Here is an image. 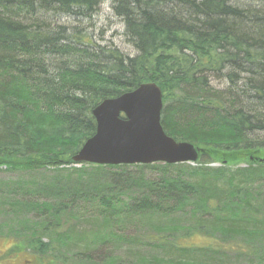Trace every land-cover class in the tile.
Here are the masks:
<instances>
[{"label": "trees", "instance_id": "trees-1", "mask_svg": "<svg viewBox=\"0 0 264 264\" xmlns=\"http://www.w3.org/2000/svg\"><path fill=\"white\" fill-rule=\"evenodd\" d=\"M12 1L0 0V166L76 165L72 156L96 129L92 109L150 81L162 91L164 132L202 149L196 166L181 171L188 163H80L78 169H63L41 188L42 201H1L43 217L26 221V227L19 224L16 240L26 242L45 264H65L62 252H73L86 264H126L125 256L136 255V264H264V43L259 42L264 8L242 0H136L138 11L132 8L131 14L117 0L129 16L125 34L135 55L100 46L86 35L75 37L76 44L56 45L46 61L35 62L30 39L45 19L11 16ZM60 1L65 10L73 4ZM216 161L247 166L226 167L223 177L208 165ZM130 167L158 173L143 180L146 194L130 195L121 187L132 179L117 169ZM162 193L172 197L162 201L167 211L175 202L188 205L193 223L181 227L177 221L178 228H172L164 218L144 215L163 211L156 203ZM236 201L242 204L238 209ZM93 204L97 216L83 218L82 227L77 208ZM131 211L157 224L156 232L144 236L161 249L155 256L142 257L134 245L143 235L128 232L126 225L134 222L119 221ZM111 221L114 227L105 229ZM164 221L168 224L161 225ZM111 236L127 245L122 256L111 249L97 260V247Z\"/></svg>", "mask_w": 264, "mask_h": 264}, {"label": "rangeland", "instance_id": "rangeland-1", "mask_svg": "<svg viewBox=\"0 0 264 264\" xmlns=\"http://www.w3.org/2000/svg\"><path fill=\"white\" fill-rule=\"evenodd\" d=\"M112 2L105 1L101 7V12L92 16L91 19H79V21L71 22L72 20L65 19L64 21L69 27L70 33H72L75 37H82L88 36V38L92 39L94 43H97L100 46L104 47H114L117 48L120 52L124 55H135L136 50L127 40V37L124 32V25L123 22L118 20L117 16L111 9ZM198 153L202 151V149L196 147ZM76 165H62L58 167H46L37 170H29L24 168H6V166H0V203L1 201H8V202H15V201H25L29 203L30 201H34L39 197L40 199L37 201H42L44 199V193L42 194L43 187L52 184V181L55 180V177L58 175H62V171L71 168H80V163H76ZM211 167L217 168L215 170L214 175H224L227 173V168L236 169L239 167L247 166L245 162L237 161V162H213L208 164ZM187 166L195 167V163H188L182 167H180V171L186 169ZM227 167V168H226ZM62 169V170H61ZM64 169V170H63ZM84 169V167H82ZM120 172H123L124 175L129 176L132 180L129 181L127 184L123 182L121 187L125 188L126 192L130 195H144L148 191L144 187L143 180L147 179H154L158 176V173L155 170L151 169H144L140 172L138 168L130 167L128 169L122 168L117 169ZM61 171V172H60ZM68 171V170H66ZM175 172V170H173ZM225 171V172H224ZM182 173V172H181ZM136 177V178H135ZM111 184V182H110ZM222 184V183H219ZM94 189V188H93ZM93 189L90 190L89 193L94 192ZM262 189L264 191V184H262ZM115 191V190H110ZM109 191V192H110ZM103 190L101 194H103ZM167 193H162L160 195L159 200L156 203H159L161 208H164L163 211H156L154 214H144L147 217L151 218H158V219H165L169 223L172 222V228L177 227V221L180 222L182 226H188L189 224L193 223V212H189L188 205H180V203L175 202L173 203V207L170 211H167L168 208L162 205V201H171L172 198L170 195L166 197ZM46 197L48 195H45ZM193 194L190 195V199L186 203H191L193 201ZM183 196V198H185ZM5 198V199H3ZM161 201V202H160ZM239 205L235 206L237 209L242 206V204L236 201ZM92 204V203H90ZM96 205H84V207L77 208L78 211V218L81 226H86L83 222V218L86 217H96ZM143 215V214H142ZM141 213L136 211H131L130 213L125 212L119 217V221L132 223V225L128 226V232L130 234H137L142 236V241L134 245L136 250L143 252L142 257L150 256L153 257L157 254V251H161V249L157 246V244H152L144 238V236L149 232H156L157 231V224L154 220H150L146 222L143 220V216ZM43 217L36 218L35 217V210L25 207H19L17 205L6 207L5 205H0V264H45L44 261L37 258L31 251L32 249L26 248V242L21 240L18 242L14 237L15 229L21 226H28L26 221H36L41 220ZM111 220H114L112 217ZM163 224H168L165 223ZM185 221V222H184ZM187 221V222H186ZM16 222V223H15ZM121 222V223H122ZM114 223L111 221L107 224L106 228L114 227ZM155 228V229H154ZM183 229V228H182ZM80 230V229H79ZM119 240V238H115L111 236L105 245H100L97 247V251L95 252V256L97 260L103 257L106 251L114 249L119 256L123 254V248H126L127 245L125 243H115ZM43 241H47V238L42 239ZM17 242V243H16ZM82 243H79L78 247H81ZM153 245V246H151ZM94 254V251L90 252ZM65 256L67 259L65 260V264H86L83 262L78 261L75 258L74 253H59ZM138 255L135 256H125L124 260L126 264H136L134 263L133 259L138 260ZM147 258V257H146ZM242 264V262H240Z\"/></svg>", "mask_w": 264, "mask_h": 264}, {"label": "water", "instance_id": "water-1", "mask_svg": "<svg viewBox=\"0 0 264 264\" xmlns=\"http://www.w3.org/2000/svg\"><path fill=\"white\" fill-rule=\"evenodd\" d=\"M162 92L155 82H144L92 109L94 134L72 156L76 163L96 165L193 163L198 150L176 141L161 125Z\"/></svg>", "mask_w": 264, "mask_h": 264}, {"label": "bare ground", "instance_id": "bare-ground-1", "mask_svg": "<svg viewBox=\"0 0 264 264\" xmlns=\"http://www.w3.org/2000/svg\"><path fill=\"white\" fill-rule=\"evenodd\" d=\"M105 1L110 0H69V3L73 4H71V6H68V8L66 7L65 10L64 5L60 0H14L12 1V3H10L13 9L11 16L18 18L20 15L25 14V22L29 19H32V17L36 16L45 19V23L43 24L42 28L37 29L38 31L35 36L30 39L32 42L35 43L36 46L30 52V59L35 60V62L46 61L50 56L48 51H51L54 47H56V45H65L68 43L71 45V43L76 44L79 41V39L78 41H76L77 38H75V36L70 33V31H68L69 27L64 20L68 19L72 20L71 22H75L79 21V19H91L93 18L92 16H95V14L100 13L102 11L101 7ZM116 1L117 0H111V9L115 13V16H117L118 20L123 22L125 32V22L129 19V16H126L124 11L122 9L120 10V8L116 6ZM122 1L124 2V4H126L123 8L127 11L132 8H135L136 12L138 11L137 9L139 7L135 6L136 0ZM242 2H244L243 4L248 6H255L257 9L261 7L264 8V0H242ZM167 3L168 2H163V5ZM41 5L47 7H42ZM32 8H36L35 13H30L31 10L29 9ZM1 10H3V4L2 7H0V11ZM133 12L134 10L129 11V13L131 14ZM159 12L167 13L166 10H159ZM258 20L254 19L255 22H257ZM259 42L264 43V40H259ZM187 50H190L189 47L187 48ZM250 76L253 77L254 75L251 74ZM34 82L35 81H33L32 83L35 84Z\"/></svg>", "mask_w": 264, "mask_h": 264}]
</instances>
